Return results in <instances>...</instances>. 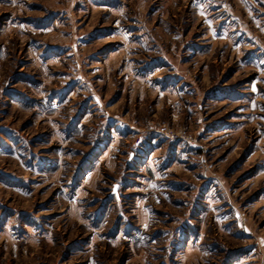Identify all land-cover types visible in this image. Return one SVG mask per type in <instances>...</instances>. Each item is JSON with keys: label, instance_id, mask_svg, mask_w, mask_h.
<instances>
[{"label": "rangeland", "instance_id": "rangeland-1", "mask_svg": "<svg viewBox=\"0 0 264 264\" xmlns=\"http://www.w3.org/2000/svg\"><path fill=\"white\" fill-rule=\"evenodd\" d=\"M0 264H264V0H0Z\"/></svg>", "mask_w": 264, "mask_h": 264}, {"label": "crops", "instance_id": "crops-1", "mask_svg": "<svg viewBox=\"0 0 264 264\" xmlns=\"http://www.w3.org/2000/svg\"><path fill=\"white\" fill-rule=\"evenodd\" d=\"M235 262H236V261H235ZM235 262H234V263H235Z\"/></svg>", "mask_w": 264, "mask_h": 264}]
</instances>
